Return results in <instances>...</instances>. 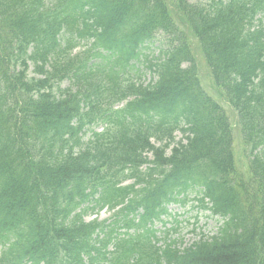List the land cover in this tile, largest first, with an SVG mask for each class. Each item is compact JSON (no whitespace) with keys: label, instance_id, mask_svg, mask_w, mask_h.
Listing matches in <instances>:
<instances>
[{"label":"trees","instance_id":"trees-1","mask_svg":"<svg viewBox=\"0 0 264 264\" xmlns=\"http://www.w3.org/2000/svg\"><path fill=\"white\" fill-rule=\"evenodd\" d=\"M191 1L0 0V264H164L165 258L167 264H264L260 230L234 199L229 180V120L213 108L200 119L208 108L190 49V36H198L245 126L252 176L244 187L264 193V33L248 36L250 18L236 1L189 7ZM244 6L264 11V0ZM160 36L162 58L146 61L157 80L138 86L128 77L146 43ZM188 61L193 66L184 69ZM167 116L175 120L166 124ZM181 118L190 120L193 137L171 163L181 177L206 185L216 209L231 216L220 238L183 255L152 253L148 225L165 212L156 208L173 187L185 185L173 177L146 187L141 198L134 195L103 240L93 239L97 224L69 218L90 199L89 189L101 192L97 208L118 203L125 171L133 173L153 148L150 139L171 136ZM97 125L104 132L85 144L87 130ZM140 207L144 214L136 224L131 214ZM120 224L136 232L107 253Z\"/></svg>","mask_w":264,"mask_h":264},{"label":"rangeland","instance_id":"rangeland-1","mask_svg":"<svg viewBox=\"0 0 264 264\" xmlns=\"http://www.w3.org/2000/svg\"><path fill=\"white\" fill-rule=\"evenodd\" d=\"M198 51H200L199 48ZM200 60L201 59H199V61ZM199 72H200V79L202 85L208 90L209 93H211L216 99H218L225 106V108L228 111V114L234 120L235 115L232 113L231 109L227 106L226 101L223 98L219 97V93L217 92L214 86L213 80L208 75L207 73L208 69L203 61H201L199 64ZM236 135L239 141V148H240V149L237 148V143H236V150L239 157V161L244 162L245 159L241 153L242 143L237 129H236ZM178 137L180 138V135H178ZM189 204L191 205L192 202ZM190 205L186 208H181L180 206H174L172 208L173 214H177L179 216L178 219L183 222L180 229V236L184 240L185 244H189L191 240L195 237V234L197 233V232L196 233L191 232V230L193 229L191 223H195V218H196L195 216H198V222H199L198 228L204 226V231L202 232H205L206 235H211L217 227L215 220L207 217L208 213H204V212L199 213L196 208L191 209ZM107 216L108 214L104 215L103 218Z\"/></svg>","mask_w":264,"mask_h":264}]
</instances>
